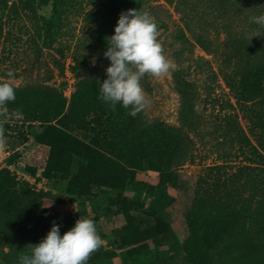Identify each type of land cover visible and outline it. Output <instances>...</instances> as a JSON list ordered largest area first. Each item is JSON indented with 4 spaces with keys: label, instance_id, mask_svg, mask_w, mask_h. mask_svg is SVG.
Masks as SVG:
<instances>
[{
    "label": "rangeland",
    "instance_id": "1",
    "mask_svg": "<svg viewBox=\"0 0 264 264\" xmlns=\"http://www.w3.org/2000/svg\"><path fill=\"white\" fill-rule=\"evenodd\" d=\"M139 2V10L155 18L164 55L175 65L166 76L146 74L141 80L150 101L140 113L141 123L161 122L178 135L180 155L173 165L177 185L157 187V171H136L122 195L129 199L136 195L143 204L140 210L128 211L132 218L128 224L125 214L118 210L115 193L105 186L92 185L89 200L65 193L61 174L74 172L75 158L52 163L49 148L33 140L39 130L37 122L23 118L2 122L5 143L0 145V168H6L18 183L45 192L36 199L52 218L18 223L0 220V264H19L20 255L30 254L28 246L40 243L54 222L63 235L69 230L66 224L74 226L80 217L93 219L103 240L102 247L90 257L97 264L144 260L143 249L149 241L131 246L134 251L127 254L130 247L122 245L121 237L155 224L168 229L165 241L149 243L153 253H163L152 264H185L178 248L185 235L182 217L190 206L198 177L207 174L210 178L212 172L207 168L215 164L221 166L220 178L225 179L232 172H240L237 168L243 164H250V171L256 172L264 165L261 158L255 156L254 163H249L244 157L249 156L246 139L254 142L247 120L242 119L218 71L226 64L221 58L230 34L242 30L250 40L259 29L250 23V17L264 13L259 8L250 9L257 0L226 6L230 3L227 0L222 8L218 0ZM221 16L227 25L223 29L219 26ZM42 21L49 25V33H45ZM0 25L2 32H8L6 38L0 37V80H7V71L13 69L14 87L52 88L67 100L76 80H90L100 87L107 79V65L100 59L99 50L111 21L94 0H59L55 8L53 0H0ZM48 74L50 79H46ZM230 120L232 124L226 126ZM73 134L80 137L78 132ZM109 157L122 163L116 152ZM43 170L54 177H45ZM154 197L160 200L155 212L148 203ZM168 242L174 244L173 253L166 251Z\"/></svg>",
    "mask_w": 264,
    "mask_h": 264
},
{
    "label": "trees",
    "instance_id": "2",
    "mask_svg": "<svg viewBox=\"0 0 264 264\" xmlns=\"http://www.w3.org/2000/svg\"><path fill=\"white\" fill-rule=\"evenodd\" d=\"M58 1L53 0L54 8ZM94 1L111 21L99 50L100 59L108 67L111 61L103 55L108 47L107 38L114 35L120 12L139 10L140 2ZM218 1L222 8L227 0ZM238 2L241 0H230L231 4L225 5L234 6ZM256 4L250 9L255 7V11L256 8L264 11V0H257ZM221 18L219 26L223 29L227 25L223 16ZM42 22L45 33H49V25ZM253 26L257 28L258 25L253 23ZM7 33L2 32L0 25V37L6 38ZM263 39L254 36L248 40L242 30L230 34L221 58L226 64L218 68L242 119L247 120V129L254 142L245 138L249 156L245 154L244 157L249 163H254L255 156L264 162ZM203 47L206 51L209 49L205 44ZM50 78L51 74H48L46 79ZM99 88L90 80L78 79L66 100L52 88L15 87L16 99L8 107L10 110L19 109L23 119L38 123L39 130L33 140L49 148L52 163L75 158L74 172L61 174L65 180L64 191L69 197L89 200L92 185L105 186L115 193L118 210L125 214L129 224L132 218L128 211L140 210L143 204L136 195L131 199L122 195L136 171H157V187L177 185L173 165L180 155L179 137L161 122L143 126L141 114L132 117L130 109H125L122 103H117L116 110L112 111L110 105L98 99ZM229 124L232 120L225 122L226 126ZM74 131L80 137L73 134ZM115 152L122 163L109 157ZM252 167L243 164L237 168L240 172H232L225 179L220 178L221 166L215 164L207 168L213 177L207 178V174L198 177L194 196L182 217L185 235L178 248L185 264H264V165L257 172L250 171ZM42 174L47 178L54 177L48 170H43ZM43 193L30 189L25 182L18 183L6 168H0V220L18 223L52 218V213L42 209L37 202L36 198ZM159 202V197L148 199L154 212L159 208ZM66 226L69 229L74 227L70 222ZM167 229L157 224L137 229L122 235V245L130 247L126 250L130 254L134 251L131 246L147 241L153 245L161 243L167 239ZM149 243L143 249L144 260H133L132 264H152L163 257V253H153ZM167 245L166 251L173 253L174 244L168 242ZM87 264L97 263L89 259Z\"/></svg>",
    "mask_w": 264,
    "mask_h": 264
},
{
    "label": "clouds",
    "instance_id": "3",
    "mask_svg": "<svg viewBox=\"0 0 264 264\" xmlns=\"http://www.w3.org/2000/svg\"><path fill=\"white\" fill-rule=\"evenodd\" d=\"M250 22L259 29L249 39L264 36V13L250 17ZM158 36L157 22L149 13L128 9L120 14L114 35L107 38L108 47L103 55L111 63L106 68L107 79L100 84L98 96L112 111L116 110L117 103H122L125 109H130L129 115L136 117L150 104L140 83L143 77L146 74L162 77L174 70L175 65L164 55ZM14 75V70L9 69L8 79L0 81V145L5 143L2 122L22 119L19 109L8 107L16 99ZM102 245L103 240L91 218L80 217L63 235L54 222L40 243L28 246L30 254L20 255L19 264H87Z\"/></svg>",
    "mask_w": 264,
    "mask_h": 264
}]
</instances>
